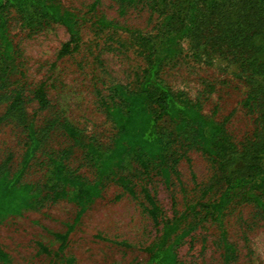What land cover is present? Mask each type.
Segmentation results:
<instances>
[{
  "label": "rangeland",
  "instance_id": "obj_1",
  "mask_svg": "<svg viewBox=\"0 0 264 264\" xmlns=\"http://www.w3.org/2000/svg\"><path fill=\"white\" fill-rule=\"evenodd\" d=\"M49 1L72 11L78 20L79 39L63 57L60 51L70 40L63 25L44 23L35 13L32 19L15 9L5 13L16 70L4 84L0 82V163L10 159L13 174L20 169L26 148L18 123H1L13 97H23L38 126L59 117L96 138L106 154L118 131L106 106L120 102L116 86L140 89L148 64L139 38L155 37L171 10L163 0ZM237 72L222 58L211 66L197 63L184 43L183 55L167 62L160 78L186 98H202L204 113L224 121L235 143L241 144L253 134L256 116L243 106L249 86ZM39 89L49 102L45 109L40 108ZM159 124L169 138L172 122L164 118ZM72 145L65 132L55 128L21 181L42 187L49 177L46 153ZM175 149L180 160L168 183L159 171L144 172L132 157L117 174L103 178L102 195L81 217L77 203L49 199L38 210L6 218L0 223V264H146L150 249L161 241L163 214L168 219L185 212L188 216L170 241L188 231L175 245L182 263L264 264L263 211L239 192L222 222L213 220L204 206L217 201L226 188L218 165L200 149L176 145ZM66 163L86 181L97 180V166L79 148L72 149ZM153 202L163 210L158 218L152 213ZM67 233L61 247L59 236Z\"/></svg>",
  "mask_w": 264,
  "mask_h": 264
},
{
  "label": "trees",
  "instance_id": "obj_2",
  "mask_svg": "<svg viewBox=\"0 0 264 264\" xmlns=\"http://www.w3.org/2000/svg\"><path fill=\"white\" fill-rule=\"evenodd\" d=\"M163 1L171 10L158 34L139 38L148 64L140 89L133 91L118 85L114 92L120 102L106 106L118 129L106 154L96 138L87 137L78 126L62 122L59 117L44 127L38 126L20 94L9 102L1 123L16 121L24 132L26 148L21 167L14 174L10 170V159L0 163V223L24 211L38 210L49 199H69L77 203L81 206L78 216L81 217L88 204L102 195L103 178L117 174L132 157L144 172L159 171L168 183L177 172L180 160L178 149L173 150L175 145L200 149L218 165L226 188L217 201L204 206L213 220L222 222L224 212L239 192L245 193L264 213V0ZM10 9L28 19L35 13L44 23L63 25L70 40L62 47L61 57L69 53L80 35L76 14L59 3L0 0V82L3 84L16 70L15 48L5 14ZM184 43L188 44L191 58L197 63L211 66L219 58L228 60L236 66V75L249 86L243 106L256 116L255 130L243 143H235L224 121L204 113L202 98H186L183 91L176 92L160 78L164 65L183 55ZM37 97L40 108H47L49 102L42 89L37 91ZM164 118L174 125L169 138L159 124ZM55 128L65 132L73 142L72 147L46 153L49 177L42 187L22 182L23 174L47 147ZM74 148H79L85 158L97 166L96 181H86L69 170L66 159ZM152 205L153 216L158 218L163 210L154 202ZM163 215L166 219L161 241L150 249L146 264H185L179 260L175 245L188 231L182 232L173 243L170 241L188 212L168 219ZM68 235L59 236L61 247ZM224 247L227 253L231 252L229 244L225 243Z\"/></svg>",
  "mask_w": 264,
  "mask_h": 264
}]
</instances>
